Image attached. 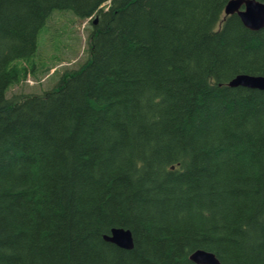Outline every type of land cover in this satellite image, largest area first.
<instances>
[{"label":"trees","instance_id":"1","mask_svg":"<svg viewBox=\"0 0 264 264\" xmlns=\"http://www.w3.org/2000/svg\"><path fill=\"white\" fill-rule=\"evenodd\" d=\"M228 1L0 0V264H264V90L228 86L264 28ZM55 10L91 18L87 59L7 97Z\"/></svg>","mask_w":264,"mask_h":264},{"label":"rangeland","instance_id":"2","mask_svg":"<svg viewBox=\"0 0 264 264\" xmlns=\"http://www.w3.org/2000/svg\"><path fill=\"white\" fill-rule=\"evenodd\" d=\"M46 24L38 35L35 75L29 74L26 80L13 85L7 97L41 94L56 85L63 71L76 69L87 59L86 38L90 23L81 22L71 11L55 10Z\"/></svg>","mask_w":264,"mask_h":264},{"label":"water","instance_id":"3","mask_svg":"<svg viewBox=\"0 0 264 264\" xmlns=\"http://www.w3.org/2000/svg\"><path fill=\"white\" fill-rule=\"evenodd\" d=\"M241 6H244V10L240 11ZM225 13H237L243 25L250 30L256 31L264 28L263 2L257 0H230L225 6ZM228 86L264 90V76L239 74L229 81ZM104 238L120 248L126 250L133 248L132 233L128 229L113 228L111 233L105 235ZM189 258L195 264H221L214 253L202 249L195 250Z\"/></svg>","mask_w":264,"mask_h":264},{"label":"bare ground","instance_id":"4","mask_svg":"<svg viewBox=\"0 0 264 264\" xmlns=\"http://www.w3.org/2000/svg\"><path fill=\"white\" fill-rule=\"evenodd\" d=\"M162 104H163V103H162ZM156 108H157V107H156ZM150 118H151V117H150ZM153 120H154V119H153ZM181 154H182V153H181ZM192 248H193V247H192ZM188 250H189V249H188ZM188 250H187V251H188Z\"/></svg>","mask_w":264,"mask_h":264}]
</instances>
